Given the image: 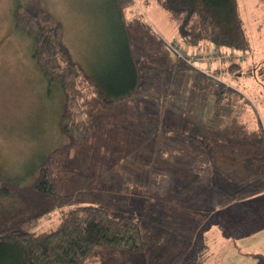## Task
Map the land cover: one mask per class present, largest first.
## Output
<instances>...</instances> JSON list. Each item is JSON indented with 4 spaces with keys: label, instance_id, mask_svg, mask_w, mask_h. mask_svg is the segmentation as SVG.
Listing matches in <instances>:
<instances>
[{
    "label": "rangeland",
    "instance_id": "rangeland-1",
    "mask_svg": "<svg viewBox=\"0 0 264 264\" xmlns=\"http://www.w3.org/2000/svg\"><path fill=\"white\" fill-rule=\"evenodd\" d=\"M239 3L250 48L231 72L230 54L188 45L156 0H135L123 24L113 0H0V185H31L44 165L66 200L38 231L55 228L63 211L95 205L135 221L151 242L143 254L101 247L84 264H185L201 238L204 264H264V0ZM19 4L62 23L88 70L119 76L125 36L131 42L132 99L104 107L80 80L82 144L66 148L64 94L39 69L32 37L16 28Z\"/></svg>",
    "mask_w": 264,
    "mask_h": 264
},
{
    "label": "trees",
    "instance_id": "trees-1",
    "mask_svg": "<svg viewBox=\"0 0 264 264\" xmlns=\"http://www.w3.org/2000/svg\"><path fill=\"white\" fill-rule=\"evenodd\" d=\"M156 1L177 22L181 39L188 45L206 48L209 43L217 50L224 49L231 55L226 69L233 72L240 68L235 62L237 54L250 48V40L239 0ZM134 2L113 0L122 24L125 11ZM13 16L16 28L34 41V57L39 69L50 84L63 91L59 128L69 141L66 148L82 144L87 136L85 110L79 102L81 81L91 87L104 107L126 102L137 94L139 71L127 36L124 38L126 70L115 76L105 69L88 70L76 61L65 42L62 23L46 21L38 5L19 4ZM2 185L0 199L11 203L0 201V264H84L101 247L143 254L151 242L150 233L135 221L116 218L107 209L95 205L63 211L55 228L38 231L42 218L66 203L58 191V179L47 166L40 167L31 185L22 186L8 180ZM207 249V243L201 238L185 264H204Z\"/></svg>",
    "mask_w": 264,
    "mask_h": 264
},
{
    "label": "crops",
    "instance_id": "crops-1",
    "mask_svg": "<svg viewBox=\"0 0 264 264\" xmlns=\"http://www.w3.org/2000/svg\"><path fill=\"white\" fill-rule=\"evenodd\" d=\"M239 5H240V3H239ZM241 11V10H240ZM242 15V14H241ZM243 18V17H242ZM244 20V19H243ZM246 27V26H245ZM247 31V30H246ZM248 34V33H247ZM249 37V36H248ZM250 40V39H249ZM208 48V47H207ZM209 49V48H208ZM227 52V51H226ZM202 53H203V51H202ZM207 59L205 58L204 59V61H206ZM262 201H264L263 199H261Z\"/></svg>",
    "mask_w": 264,
    "mask_h": 264
},
{
    "label": "built area",
    "instance_id": "built-area-1",
    "mask_svg": "<svg viewBox=\"0 0 264 264\" xmlns=\"http://www.w3.org/2000/svg\"><path fill=\"white\" fill-rule=\"evenodd\" d=\"M171 45L169 44V48L170 49H173V50H175V47H174V45H173V47H170Z\"/></svg>",
    "mask_w": 264,
    "mask_h": 264
}]
</instances>
